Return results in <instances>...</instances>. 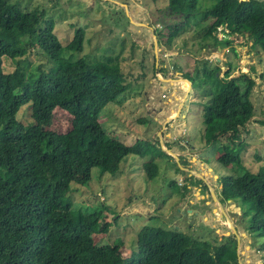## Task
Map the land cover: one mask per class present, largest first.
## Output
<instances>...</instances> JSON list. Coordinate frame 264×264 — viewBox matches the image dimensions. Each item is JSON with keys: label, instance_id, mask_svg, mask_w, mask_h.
I'll return each mask as SVG.
<instances>
[{"label": "trees", "instance_id": "obj_1", "mask_svg": "<svg viewBox=\"0 0 264 264\" xmlns=\"http://www.w3.org/2000/svg\"><path fill=\"white\" fill-rule=\"evenodd\" d=\"M199 2L168 0L167 6L169 13L187 15L194 13ZM206 15L212 20L199 34L202 47H229L236 55L227 36L241 34L264 53L263 1L215 0ZM54 27L43 9H29L20 0H0V264H239L231 232L227 241L212 246L176 228L144 225L128 257L121 253L122 243L117 240L97 243L94 237L104 235L110 226L109 221H102L103 208L85 213L84 205L75 207L67 193L74 183L87 184L93 167L115 174L125 156H143L147 148L139 140L126 145L107 136L100 121L103 107L129 88L118 64L110 56L88 61L79 55L85 39L82 27L74 29L65 45ZM220 27L227 29L222 38L216 34ZM32 49L39 50L47 63L27 70L19 62L13 70L4 71L3 58ZM226 64L218 90L209 88L202 122L208 138L226 136L218 161L237 170L235 176L219 179L222 198L247 204L248 212L242 216L249 213V229L264 237V166L252 172L242 164L241 149L225 148L234 139L241 141L240 128L253 116L250 96L255 80L247 72L231 76L234 65L230 60ZM197 69L202 88L210 78L216 80L220 70L207 60ZM188 80L192 85L193 80ZM26 103H30L32 118L28 124L16 118ZM56 109L69 115L71 128L65 133L38 125L49 121ZM186 162L179 157L181 166H187ZM143 168L149 179L156 175L155 163H145ZM176 171L186 177L178 166Z\"/></svg>", "mask_w": 264, "mask_h": 264}, {"label": "rangeland", "instance_id": "obj_2", "mask_svg": "<svg viewBox=\"0 0 264 264\" xmlns=\"http://www.w3.org/2000/svg\"><path fill=\"white\" fill-rule=\"evenodd\" d=\"M20 1L29 9H43L46 16L54 20V32L63 45L73 38L76 27H82L85 39L79 55H85L88 61L112 57L129 83L123 95L103 107L99 118L107 136L126 145L139 140L147 148L145 154L125 156L115 174L93 167L91 180L84 185L72 184L67 193L75 207L84 205L85 213L96 207L103 208L102 221H109L110 226L104 235L94 237L97 243L103 245L117 240L122 243L121 253L128 257L135 250L136 234L144 225L176 228L212 246L227 241V232H231L236 238L238 263L262 264L264 237L249 229V213L242 216L248 205L225 200L220 194L221 176H235L237 170L218 161L222 154L220 146L228 139L224 135L216 140L206 136L202 109L210 99L209 88L217 91L219 82L225 78L228 60L234 65L231 76L247 72L254 78L250 96L253 116L240 128L241 141L234 139L225 148L241 149L243 166L258 172L264 166V53L241 34L227 36L232 40L236 55L229 47H202L201 29L212 20L206 12L215 0H200L194 13L187 15L169 13L168 0ZM226 31L220 27L216 34L222 38ZM204 60L219 66L220 70L217 79L210 78L208 85L202 88L195 72ZM19 62L25 64L27 70L38 63H47L39 50L32 49L11 59L3 58L4 71L13 70ZM158 69L161 74L155 73ZM182 76L191 78L192 85L181 80ZM166 77L173 80H164ZM186 88L189 92L184 97ZM178 104H181L179 111ZM29 105H22L16 114L24 124L32 121ZM167 118L172 120L165 123ZM38 125L58 133L71 128L69 115L61 109H56L49 121ZM163 145L174 153L187 152L181 161L186 160L192 170H203L207 181L201 177L198 180L195 174L188 175L185 171L186 177L180 182L179 176L183 175H178L176 166L180 168L181 164L162 148ZM187 156L189 159L185 158ZM150 162L157 165L152 179L143 168V164ZM189 185H198L203 194L212 187L232 221L221 219V209L211 192L205 198H197L193 192L198 189H191ZM231 226L241 235L240 247Z\"/></svg>", "mask_w": 264, "mask_h": 264}, {"label": "water", "instance_id": "obj_3", "mask_svg": "<svg viewBox=\"0 0 264 264\" xmlns=\"http://www.w3.org/2000/svg\"><path fill=\"white\" fill-rule=\"evenodd\" d=\"M219 49H220V48H219ZM181 80H183V81H187V82L191 85V82H190L188 79H186V78H182ZM189 89H190V86H189ZM189 89L187 90L186 95L188 94ZM175 117H176V116H175ZM172 118H173V117H172ZM172 118H167V121H166L165 123L170 122V121L172 120ZM173 119H175V118H173ZM162 148H163L165 151H167L170 155H172V156H174V157H176V158L178 159V156L176 155V153L170 151L169 149L164 148V146H162ZM180 169H184V167L180 166ZM187 170H188L190 173L192 172L193 174H195V176H197V177H201V178H204V179H205V176L203 177V175H204L203 173L197 172V171H195V170H189V169H187ZM209 171H210V169H209ZM215 177H216V176H215ZM189 188L196 190V189H199L200 187H199L198 185H194V186H189ZM210 192H211V194H212V196H213L215 202L217 203V205L219 206V208H220L221 211H222L221 214H220L221 219H223V220H228V221H232V219L229 218V217L226 215V213L224 212L223 205L220 203V201L218 200V198L215 196V194H214V190H213L212 187L209 188V193H210ZM215 210H216V209H215ZM231 229H232L233 232L237 235V238H238V237L241 238V235L239 236V235L237 234V232H236L234 226H231ZM229 233H230V232H227V235H229ZM238 240H239V239H238ZM247 249H248V247H247ZM237 254H238V252H237ZM259 264H261V263H259Z\"/></svg>", "mask_w": 264, "mask_h": 264}, {"label": "crops", "instance_id": "obj_4", "mask_svg": "<svg viewBox=\"0 0 264 264\" xmlns=\"http://www.w3.org/2000/svg\"><path fill=\"white\" fill-rule=\"evenodd\" d=\"M168 73V72H167ZM159 74H161V73H159ZM164 80H173V79H171V78H165ZM174 90H175V88H173ZM186 93H187V88H186V90H185V95H184V97H186ZM185 99V98H184ZM185 102V101H184ZM169 103V102H168ZM167 103V104H168ZM181 106V104H178V106H177V108H178V111L180 110L179 109V107ZM173 111H175L176 112V110H174L173 109ZM178 111L176 112V113H178ZM162 113V112H161ZM180 113V112H179ZM164 146V145H163ZM164 148H166V147H164ZM166 149H169V148H166ZM170 150V149H169ZM171 151V150H170ZM167 152V151H166ZM168 153V152H167ZM169 154V153H168ZM186 154H187V152L185 153V151H183V152H181V154H178L177 152H176V155L178 156V161H179V157H184V156H186ZM185 162H186V160H184ZM181 166V165H180ZM187 169H189V170H192V169H190V166L189 165H187V166H184V169H182L184 172L186 171H188ZM196 171V170H195ZM189 172V171H188ZM203 172V170L200 172V173H202ZM191 174H193L192 172H191ZM188 175H190V172H189V174ZM179 177H181V176H179ZM197 178V177H196ZM198 180H199V177H198ZM206 181H207V179H205ZM190 186V185H189ZM199 190V189H198ZM216 196V195H215ZM217 208V207H216ZM214 211H215V209H214ZM220 211V210H219ZM220 212H222V211H220ZM219 216H220V214H219ZM234 221V220H233ZM237 239H239L238 240V242H239V247H240V245H241V238H237ZM238 247V248H239Z\"/></svg>", "mask_w": 264, "mask_h": 264}, {"label": "flooded vegetation", "instance_id": "obj_5", "mask_svg": "<svg viewBox=\"0 0 264 264\" xmlns=\"http://www.w3.org/2000/svg\"><path fill=\"white\" fill-rule=\"evenodd\" d=\"M193 194L195 195V196H197V198H198V196H200V197H206V195L208 196V195H210V193L209 192H207L206 194H203V193H201L200 192V188H199V190L197 191V192H193ZM190 202H192V201H190Z\"/></svg>", "mask_w": 264, "mask_h": 264}, {"label": "built area", "instance_id": "obj_6", "mask_svg": "<svg viewBox=\"0 0 264 264\" xmlns=\"http://www.w3.org/2000/svg\"><path fill=\"white\" fill-rule=\"evenodd\" d=\"M183 179H184L183 177H179V179H178V180H179L180 182H182V181H183ZM180 182H179V183H180Z\"/></svg>", "mask_w": 264, "mask_h": 264}]
</instances>
